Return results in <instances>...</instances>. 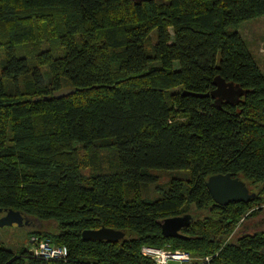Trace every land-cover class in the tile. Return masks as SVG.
I'll use <instances>...</instances> for the list:
<instances>
[{
  "label": "trees",
  "instance_id": "1",
  "mask_svg": "<svg viewBox=\"0 0 264 264\" xmlns=\"http://www.w3.org/2000/svg\"><path fill=\"white\" fill-rule=\"evenodd\" d=\"M263 16L264 0H0V209L56 224L29 235L69 250L45 261L0 243V264H152L144 245L264 264V231L237 234L264 215V72L239 30ZM217 77L244 90L238 103L186 94ZM219 174L256 197L220 206ZM185 214L166 238L161 223ZM103 227L126 236L83 240Z\"/></svg>",
  "mask_w": 264,
  "mask_h": 264
},
{
  "label": "water",
  "instance_id": "2",
  "mask_svg": "<svg viewBox=\"0 0 264 264\" xmlns=\"http://www.w3.org/2000/svg\"><path fill=\"white\" fill-rule=\"evenodd\" d=\"M215 89L206 95L186 93L194 95L196 97H212L215 100V104L220 108L224 102L236 104L240 97L244 94V90L238 88L233 83H227L221 77H217L214 80ZM73 89H62L54 93L55 98H65L71 94H74ZM207 188L212 195L214 201L220 206H227L230 203H248L251 199L256 197L255 193H251L247 183L239 178H233L231 174H219L212 176L208 179ZM20 213L12 209H0V228L6 226H18L22 227L29 223V220H23V216L19 218ZM193 216L191 214H185L182 216H176L165 219L161 223L162 233L166 238L180 236V231L191 226ZM83 240L94 241H109L118 242L123 240L126 234L122 231L109 229L103 227L98 230H86L83 232Z\"/></svg>",
  "mask_w": 264,
  "mask_h": 264
},
{
  "label": "rangeland",
  "instance_id": "3",
  "mask_svg": "<svg viewBox=\"0 0 264 264\" xmlns=\"http://www.w3.org/2000/svg\"><path fill=\"white\" fill-rule=\"evenodd\" d=\"M240 33L247 43L254 59L259 64L261 70L264 72V49L261 50L262 45H264V16L259 17L257 19L243 22L240 25ZM173 34V32H172ZM85 156V154L83 153ZM82 155V157H84ZM154 174L158 177V184H165L170 181V179L174 176H186L188 173L184 171L171 172V171H155ZM247 186L253 191H257L255 189V185L246 182ZM152 185L150 187V195L152 198L158 196L156 193V186ZM190 212H196L195 207L191 208ZM192 215V214H191ZM23 215H19V218ZM23 220H29V223L23 225L22 227L15 224L14 226H6L4 228H0V243L2 246L10 251L15 253L20 252L27 246H30V241L32 237L37 239H43L44 237H40L37 235H29L32 232H36V230L41 231H55L56 224L52 222H37L36 220H30L29 218L23 216ZM243 219L241 221L240 227L237 229V234H241L244 232H256V231H264V215L259 217L250 218V220ZM46 238V237H45Z\"/></svg>",
  "mask_w": 264,
  "mask_h": 264
},
{
  "label": "built area",
  "instance_id": "4",
  "mask_svg": "<svg viewBox=\"0 0 264 264\" xmlns=\"http://www.w3.org/2000/svg\"><path fill=\"white\" fill-rule=\"evenodd\" d=\"M27 246L28 252L34 257L45 261H65L69 256L67 246L56 245L49 238L37 239L31 238ZM143 257L152 262V264H190L196 259L188 252L172 250L169 246L165 248L144 245L141 247ZM209 263L210 258L202 259Z\"/></svg>",
  "mask_w": 264,
  "mask_h": 264
},
{
  "label": "crops",
  "instance_id": "5",
  "mask_svg": "<svg viewBox=\"0 0 264 264\" xmlns=\"http://www.w3.org/2000/svg\"><path fill=\"white\" fill-rule=\"evenodd\" d=\"M264 49V45H262L261 50Z\"/></svg>",
  "mask_w": 264,
  "mask_h": 264
}]
</instances>
